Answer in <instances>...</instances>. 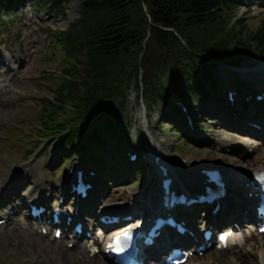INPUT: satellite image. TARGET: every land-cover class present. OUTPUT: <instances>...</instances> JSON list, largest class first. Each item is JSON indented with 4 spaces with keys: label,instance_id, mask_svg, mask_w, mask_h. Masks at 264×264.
Instances as JSON below:
<instances>
[{
    "label": "trees",
    "instance_id": "1",
    "mask_svg": "<svg viewBox=\"0 0 264 264\" xmlns=\"http://www.w3.org/2000/svg\"><path fill=\"white\" fill-rule=\"evenodd\" d=\"M41 1L64 16L70 0ZM12 3L0 0V13L5 10L14 23ZM238 8L234 0H84L65 30H50L63 75L53 101H42L41 127H63L66 146H80L103 163L101 142L122 138L117 110L133 85L138 99L172 106L171 124L183 131L187 121L175 101L206 99L219 65L264 57V23L248 30L236 19Z\"/></svg>",
    "mask_w": 264,
    "mask_h": 264
},
{
    "label": "rangeland",
    "instance_id": "2",
    "mask_svg": "<svg viewBox=\"0 0 264 264\" xmlns=\"http://www.w3.org/2000/svg\"><path fill=\"white\" fill-rule=\"evenodd\" d=\"M38 1L18 9L15 23L11 25H8V23L3 26V37H0V57L8 54L13 59L12 65L17 68L20 64L17 72L7 71L0 65V71H7L4 76L0 77V185L15 180V172L26 168L29 161V165L32 166L42 163L46 180L44 186L46 185L50 190V194H52L51 205H55L58 202L57 198L60 196L57 193V187L62 184L66 173H73L75 168L85 163L90 168L96 167L91 159H86L81 153V155L67 156L68 158L64 162L60 161L61 159L58 161L55 147L53 148L56 137L49 141L40 138V135H45L40 130L39 120L42 101L55 98L53 88L57 87L63 75L62 55L53 38L49 37V29L53 32L66 29L70 22L78 18L79 7L84 0H70L66 3L63 6L64 16ZM262 1L264 0H239L241 4L238 5L239 8L235 14L236 19H242L243 24L252 32L264 23V4ZM20 60L24 62L21 64ZM262 63H264V60L251 61L243 69H239L240 71L232 70L233 72L228 69L225 70L223 67H217L215 72L218 78L224 80L231 73L235 77L240 76L242 72L247 74L245 69L250 66L252 68L249 71H254ZM227 70L228 72H225ZM168 79L166 76L165 82H168ZM126 94L124 102L121 103V107L117 111L119 122L124 126V133H126L127 140L123 142L127 143L128 148L138 153L142 149L151 150V146L154 147L156 144H160L157 140L162 139L164 140L162 145L164 147L169 146L173 156H179L185 160L190 156L198 158L197 160L202 163L224 166L213 155L222 152L218 146L219 135L227 137L230 142L238 139L234 133L229 132L230 130L217 131L216 126L221 122V118L205 116L199 112L208 101L201 103L190 100L192 106H195L196 109L193 124L182 125L183 131H179L175 129V124H171V121L162 124L161 118L166 104L161 99L156 98V101L153 99L144 101L138 99L133 85L130 86ZM223 94L226 99L228 91L223 92ZM62 128L54 130V136L58 134V129L61 130ZM246 143H248V146L260 147V151L251 153L252 148H250L248 150L250 155L247 156L244 153L247 148L242 146V149L241 147L239 149L240 152H223L231 158L239 157L241 153H244L248 161L264 154L262 143L253 138H250ZM33 145H38V148L31 151L34 149V147L31 148ZM111 146L114 145L112 143L107 145V147ZM213 150L214 152H211ZM102 159L105 160V167L109 168L112 173L111 180L109 182L105 180L106 185H102L107 191L115 189V195L109 203L118 204L119 200L116 198L118 194H128L134 191L142 192L149 189L147 187L151 182L149 181V175H146L147 167L144 173L141 169L136 172L124 168V161H118L115 157L104 155ZM25 161L26 163H24ZM118 178L120 182L117 183ZM103 180L104 178H101L102 183ZM30 182L32 183L34 180H30ZM154 183L155 181H153ZM10 190L8 187L3 192L2 198H0L4 203L8 198H13L12 192L7 197V192ZM31 190L32 184L30 186L23 184L19 192L15 190L16 196L13 204L10 203L8 206L3 207L0 214L4 216L8 209L14 208V206H18L23 211V197ZM109 194H106L109 196H106L107 199L112 195ZM19 195H21L20 198ZM122 200L120 199V201ZM130 200L132 199L127 197L126 201L121 204H125ZM14 218L18 221V225L11 226L8 231L0 226V264L106 263L101 254L98 258L93 256L90 251L91 247H87L91 263H82L81 260L84 254L68 248V241L53 239V232L46 236L42 234L40 236L35 235L30 221L25 218L23 213ZM252 242L254 243V241ZM81 245L85 247L87 240H82ZM66 249L69 250V253L64 252ZM235 249L236 246L221 252L214 250L208 252L202 258H210L213 264H229L232 259V252Z\"/></svg>",
    "mask_w": 264,
    "mask_h": 264
},
{
    "label": "bare ground",
    "instance_id": "3",
    "mask_svg": "<svg viewBox=\"0 0 264 264\" xmlns=\"http://www.w3.org/2000/svg\"><path fill=\"white\" fill-rule=\"evenodd\" d=\"M262 3L264 4V1H262ZM262 64L258 65L260 67L257 66V69H255L254 71H246L247 74L242 72L243 74L242 77L244 78L243 80L245 81V84H242L240 88H237L236 92L240 96V98L237 101L231 103L226 99H224L223 96L210 97L207 99L208 103L205 104L201 108V110H199V112L201 114H204L205 116L221 118V122L216 126L217 131L223 132L224 130L225 131L230 130L229 132L233 131L231 133H234V135H236L238 140L236 141L231 139L233 142H230L227 139V137L225 138L222 137V135H219L218 146L220 147L221 150L222 148L224 149L228 147L231 151L240 152L239 150L240 146L248 145L246 142L250 140L251 135L255 133H260V131L257 130V128H251V126L248 125L247 128L250 131L248 132V134H245L246 136H243V134H241L242 133L241 127L247 125V123L250 122L257 123L261 125L262 128L264 129V100L257 102V105H259L263 110L262 114L249 113L248 106L251 100L245 101L246 97H250L249 93L258 90L259 87L264 88V66H262ZM3 75L4 72L1 71L0 76ZM225 89L226 87H223V90ZM223 110L226 111L224 112ZM241 112L245 113L244 117L239 115ZM157 141L160 144H156L154 147L151 146V150H145L144 155L151 156L152 152L155 153L153 156L162 155L163 159L170 165L169 167L172 169L171 172L176 180V183L186 184V181L196 182L201 178L200 170L204 169L207 164L199 162V160H197L198 158H193L190 156L187 157V160L182 159L179 156H173L171 155L170 147L169 146L164 147L162 145V142H164V140L158 139ZM253 148H254L253 149L254 152L260 151V147L258 146H253ZM211 152H214V150ZM213 155L217 159H219L222 165H224L222 166L223 167L222 171L226 178L227 193L223 197V199L219 201V209L215 214H212L211 218L214 219L215 221L220 220V222L223 221L226 224L235 225V227L234 225L230 226L234 228L235 237L230 239L229 245L231 247L236 246V249L234 252H232V259L229 261V264H264V237L260 233L253 230L254 223L248 222V220L250 221L257 220L255 214L251 209V205L254 199L247 196L246 188L243 186L242 183H241L242 185L236 184L242 182L239 180H243L246 176L252 174L254 171L261 170L264 168V154L251 161L250 160L248 161L246 155L244 154H241L239 157H235V158L228 157L229 155L224 153L223 150L222 152L220 151V153ZM226 159H228V161H226ZM29 164L26 166V168H22L15 172L14 174L15 180L8 181L7 183H3L2 185H0V198H2L3 192L8 187L11 190L7 192V197L10 196L11 192L13 194V198H8L6 200L7 205L10 203L13 204L14 196L16 194L15 190L19 192L20 188L22 189L23 184L25 186H30V184H32V190L27 193V196L31 197L32 199H35L37 195H39V198L41 199L42 193H46L48 191L47 186L46 185L44 186L46 180L42 168V163H39L37 166H32ZM81 168L83 167L80 166L77 169H81ZM95 168L96 171L94 175L88 174V178L94 183V193L96 194V196H98L101 199V202L111 201V199L115 195L114 194L115 189H110L109 191H107V189H105L102 186L101 177L103 175L99 168L97 167ZM154 169L156 171V168ZM74 176H75L74 172L73 174H71L70 172L66 173L62 185L69 184L73 180ZM30 180H34V182L31 183ZM118 182H120L119 178L117 183ZM144 191L142 192L134 191L128 194L116 195L117 200L119 199L126 200L127 197H129L132 200H130L129 204L126 205H122L121 202H119L116 205L113 204V206L106 208L105 211L109 213L111 212L117 213V212H122L124 210H129L130 214L138 213L139 209H141L140 206L144 204L143 202ZM106 194L107 195L112 194V195L110 196V198L107 199V197L109 196H107ZM20 196L21 195H19V198ZM197 206L198 205L191 206L189 209L195 210ZM211 206L212 204L204 205V207H206L209 210L211 209ZM15 211L16 210H14L13 207L9 208L7 215L8 219L6 223L3 225V227L7 231L11 226L18 225L17 224L18 222L13 217L15 214L11 213ZM207 213L210 212L208 211ZM204 219L207 220V218ZM215 221L214 224L216 223ZM186 222L189 228L195 232L194 237L198 240L199 239L198 227L201 223H203L202 218L192 216L188 218ZM36 224H38V222H36ZM249 226L252 228H250ZM246 227H248L249 229V232L247 234L243 233L244 228ZM34 234L40 236L36 228ZM185 237L191 241L190 236L186 235ZM80 239L81 238H79L78 236V241H80ZM252 241H254V243ZM93 244L94 245L91 246V249L94 252L96 248L95 246L98 244V241L95 240ZM73 248L76 251H79V253L81 252L84 254L81 260L82 263H89L91 261L86 246L84 247L80 245V243H74ZM64 252L69 253V250L66 249L64 250ZM94 256L98 258L99 255H94ZM145 262H146L145 264H150V261L147 258ZM194 262H199L201 264H213L210 258L204 259L202 258V256H198L194 260ZM96 264H106V263L97 262Z\"/></svg>",
    "mask_w": 264,
    "mask_h": 264
}]
</instances>
